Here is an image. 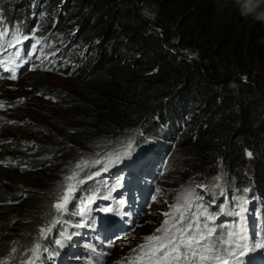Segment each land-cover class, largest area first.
<instances>
[{
  "label": "trees",
  "instance_id": "trees-1",
  "mask_svg": "<svg viewBox=\"0 0 264 264\" xmlns=\"http://www.w3.org/2000/svg\"><path fill=\"white\" fill-rule=\"evenodd\" d=\"M29 4L40 16L55 11L53 19L69 13L67 20L78 27L74 39L90 46V60L81 82L71 89L73 104L58 126L30 128L19 113L14 118L8 108L2 110L7 118L0 117L1 129L16 127L33 135L0 134L4 148L0 210L10 212L0 225V260L14 264L17 253L11 248L18 250L23 239L31 243L46 219L44 203L50 213L55 204L46 184L27 193L13 190L10 172L44 176L58 160L74 161V147L95 139L125 138L135 147L127 156L123 151L122 163L106 164L108 171L144 160L151 169L161 168V176L171 172L191 185L190 190L198 181L213 190L210 181L215 177L227 180L228 185L221 184L225 195L214 196L213 203L204 206L212 212L223 207L225 214L219 216L227 215L228 221L238 217L241 206L249 215L262 207L264 0H29ZM44 65L40 68L58 70L55 61ZM63 70L69 77L81 74ZM15 107L20 109V104ZM10 118L15 123H8ZM176 136L175 154L162 161V149L176 144ZM80 237L82 233L75 249L82 247ZM75 249L70 244L58 253L56 246L55 264L69 261Z\"/></svg>",
  "mask_w": 264,
  "mask_h": 264
},
{
  "label": "rangeland",
  "instance_id": "rangeland-1",
  "mask_svg": "<svg viewBox=\"0 0 264 264\" xmlns=\"http://www.w3.org/2000/svg\"><path fill=\"white\" fill-rule=\"evenodd\" d=\"M29 8H32V10H29ZM53 13H55V11L40 16L39 12L33 10V7L29 4V0H0V31L6 29L8 32L7 36L0 37V45H7L8 41L16 35H28L30 39L23 44L27 45V52L32 51L33 54L31 59H29L28 55L27 57L22 56L21 59L15 58L17 61L20 60L21 74L19 77L17 76V79L0 80V102H4L3 107H0L1 120L7 118L2 114V110L8 108L12 113V117L15 118L16 115L20 114V119H22V121L26 123L30 122V128L39 127L38 125L44 124L58 126L59 119L65 116L64 113L69 112L73 104L74 100L71 99V89H73L74 85L81 82V79L86 73V67L90 60V46L83 45L74 39V34L76 30H78V27L72 26L69 20H67L69 18V16H67L69 13H66V16L62 15L60 19H53ZM37 40L40 41L37 45L39 48L37 51H34L35 49H31V46L36 43ZM20 46L23 45L17 47ZM17 47L7 49V51L0 49V56H11V53L15 52ZM79 58L81 59L78 60ZM52 61L56 62L54 68H58L57 71H52V66L49 68H40V65L46 64L44 66H48ZM64 68H68L69 71L76 70V72H81V74L77 77H69L63 72ZM81 88L83 90L85 89L82 85ZM18 104H20V109L15 107ZM24 104H27L26 108H22ZM14 118H10V120L14 121ZM2 132L3 135H18V133H20V136L23 138H29V134L33 135L32 133L26 134L22 132L20 128L16 127L0 128V134ZM124 139L118 141H112L107 138L95 139L89 143H84L83 146L79 145L78 147H74V156L71 157L74 161H68L65 164L64 162L67 157L63 160H58L55 164L57 166L50 172L45 173L44 176L34 172L23 174L18 170L10 172L9 175L12 179L10 187L13 190L20 189L27 193L29 189H38L46 184V191L53 196L50 202L53 203H56L64 192V187L68 183V181L65 180L66 176L76 171L78 174L77 179L85 180L84 184L78 185V190L74 194V199L68 204V210L63 214L57 213L54 208V214L50 213L49 205L46 202L44 203L45 214H43V218H48V220L46 221V219H43L41 221V226L33 235L31 243H29V241L23 243L24 239L20 241L14 264H20L21 259H27L28 256H30L28 249L37 241L42 244V249L39 254L40 259L36 261V264H50L49 258L47 257L51 256L56 246L58 253L60 250L68 249L70 244L75 248L77 245V238L81 233L79 231L81 229H86L87 231L93 230L90 223L91 219L88 218L89 214L86 215L93 202V199L91 200L92 202H89V197H94L96 199L95 203H97L98 194L106 192L108 183L105 182L106 175L104 172L108 171V169L105 170L104 167H106V164L115 166L116 164L122 163V158L124 157L122 154L123 150L127 151V145L131 143L130 140ZM174 140H176V144H168L162 149V153L165 155L164 158L162 157V161H164L167 156L172 157L175 154L178 136H176ZM134 149L135 147L133 146L127 155ZM140 150H142V148L138 151ZM118 155L120 159L115 163H110V161H115ZM18 156L20 157V155ZM81 160L88 161L89 165L85 167L83 171L75 168V165ZM95 161H100V163H95ZM159 165L163 167V164ZM160 169L155 166L149 171L152 183H154L150 191H152V195L156 200H154L153 203L150 202L149 210L138 220L135 231L121 239L116 238L105 242L104 248L102 249L94 250L93 247H95V245H92L89 248L91 251H88V248H84L83 251L96 255L101 264H125L124 262L126 261H133L136 257V253L133 252V249L138 244L143 243L144 237L152 234L154 230L160 226L164 217L159 213L168 211L169 205L176 203L178 197L183 198L186 192L191 191L193 193L194 202L193 211L197 212L200 209L197 205H211L214 196L218 199L219 196L225 195L221 184H226L227 180H225L226 182H221V178L219 181H210L214 185L213 190H207L205 187H196L197 185H204L205 183L198 181L190 190L188 186L191 185L184 184L179 178L172 176L171 172L166 176H161ZM97 171H99L100 175H94L91 180L87 179V174H94ZM146 174H148L147 171ZM162 178H164V180L161 181ZM75 182L76 181H73V183ZM217 184L220 187H216L215 185ZM197 195L202 197V200L196 201L195 196ZM261 203L262 207L252 210L250 215L246 211L242 212L235 218L240 221L232 222L231 228H228L225 224L217 223L220 214L218 215V219L211 226L216 227L217 233L223 235L225 238H227V233L229 231L242 233L248 237V243L251 245L253 240H256L260 228L264 230V196L263 202ZM82 207L85 209L83 213L80 212ZM231 210H233V208H231ZM257 210H259V214L255 215ZM0 211L2 212V214L0 213L1 225L4 223L5 218L9 216L10 212L8 208ZM92 211L93 208L90 209V213ZM85 218L89 220L84 222ZM54 219L58 220L59 223L52 227V231L48 233L47 239H40L39 229L42 227H49ZM231 220H234V218ZM248 221L252 223L255 221L256 225L253 224L249 226ZM74 227H79L80 230L77 231ZM57 240L61 241V243L57 244ZM43 248H47V251H43ZM258 248L260 247H256L255 249ZM53 255L54 254L51 256V264H55V255L54 257ZM84 262L90 263L89 260H85Z\"/></svg>",
  "mask_w": 264,
  "mask_h": 264
},
{
  "label": "snow or ice",
  "instance_id": "snow-or-ice-1",
  "mask_svg": "<svg viewBox=\"0 0 264 264\" xmlns=\"http://www.w3.org/2000/svg\"><path fill=\"white\" fill-rule=\"evenodd\" d=\"M8 35L7 30L0 31V37ZM30 37L28 35H16L12 37L7 45H0V49L7 51V49L23 45L25 41H28ZM40 43L39 40L32 44L31 49H36ZM21 57V50L11 53V56L7 61L0 59V65H7L12 62L11 58ZM19 65H16L18 67ZM10 73L7 79L15 80L17 75L14 68H6ZM4 102H0V107H3ZM8 123H15L8 121ZM128 149H131L132 145H127ZM128 153L125 152L124 155ZM247 155L251 157L253 154L248 152ZM120 159L118 155L115 163ZM100 163V161H95ZM88 161L81 160L75 165V168L83 171L85 167H88ZM105 170L106 167H105ZM77 172L73 171L71 175L65 177L68 181L64 187L63 194L59 197L57 202L53 205V208L57 213L63 214L68 210V204L74 199V194L78 190V185L85 183L84 179H77ZM100 175L99 171L94 174H87V179H93V176ZM221 179L220 176L215 177L216 181ZM73 181H76L73 183ZM216 187H220L218 184ZM198 188H204L205 185H197ZM94 197H89V202ZM196 201L202 200V197L195 196ZM243 203H247L244 201ZM200 208L198 212L193 211V193L186 192L183 198H177L176 203L169 205V210L159 213L164 217L159 227H157L152 234L144 237L143 243L138 244L133 252L136 253V257L133 261H126L125 264H243L242 257L245 255V250L251 247L255 249L260 247L264 249V237H261L258 241L253 240L249 245L248 237L242 233L229 231L227 238L217 233V228L211 226L218 219L219 214H225L223 207L219 209V213H215L209 210L207 206L197 205ZM85 209L82 207L80 212L83 213ZM246 211L242 206L235 214L239 216L242 212ZM203 217V222L201 220ZM58 220L54 219L51 225L47 228L39 229L40 239H47L48 233L52 231ZM57 244L61 241L57 240ZM42 244L35 242L28 251L30 256L27 259H21L20 264H36V261L40 259V252ZM17 248H11V253H17ZM43 251H47V248H43ZM13 259L16 257L13 256ZM0 264H9L7 259L0 260Z\"/></svg>",
  "mask_w": 264,
  "mask_h": 264
},
{
  "label": "bare ground",
  "instance_id": "bare-ground-1",
  "mask_svg": "<svg viewBox=\"0 0 264 264\" xmlns=\"http://www.w3.org/2000/svg\"><path fill=\"white\" fill-rule=\"evenodd\" d=\"M143 162H144V160H141L140 164L142 165ZM133 175H135V174H133ZM164 176H166V175H164ZM133 177H135V178H132L131 176H126L125 178H121V179L122 180H128V181H130L132 183L133 181H135L137 179V176L136 175L133 176ZM138 177H140V176L138 175ZM136 189H138V188H136ZM218 220L219 221L217 223H219V224H225L228 228H231L232 227V225L229 224V222H228V216L227 215H225L223 218H221V216H220ZM237 221L239 222L240 220L237 219ZM74 228L77 230L79 227H74ZM260 231H264V230H262V228H260ZM253 250L256 251L255 249H253Z\"/></svg>",
  "mask_w": 264,
  "mask_h": 264
},
{
  "label": "water",
  "instance_id": "water-1",
  "mask_svg": "<svg viewBox=\"0 0 264 264\" xmlns=\"http://www.w3.org/2000/svg\"><path fill=\"white\" fill-rule=\"evenodd\" d=\"M131 149H132V148H131ZM131 149H128L127 151H125V150H123V151H124V153H125V152H127V153H128V152H129Z\"/></svg>",
  "mask_w": 264,
  "mask_h": 264
}]
</instances>
